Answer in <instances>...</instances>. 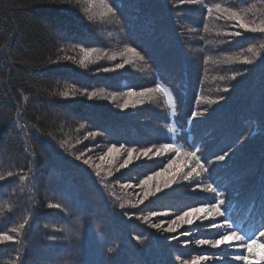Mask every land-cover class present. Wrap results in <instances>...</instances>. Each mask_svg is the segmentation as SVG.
<instances>
[{"label": "trees", "instance_id": "obj_1", "mask_svg": "<svg viewBox=\"0 0 264 264\" xmlns=\"http://www.w3.org/2000/svg\"><path fill=\"white\" fill-rule=\"evenodd\" d=\"M254 28L264 0H0V264H264Z\"/></svg>", "mask_w": 264, "mask_h": 264}, {"label": "snow or ice", "instance_id": "obj_2", "mask_svg": "<svg viewBox=\"0 0 264 264\" xmlns=\"http://www.w3.org/2000/svg\"><path fill=\"white\" fill-rule=\"evenodd\" d=\"M242 27H247V25H241ZM252 31H260V32H264V28H259V29H252ZM133 51H134V49H133ZM160 91H163V89H159ZM149 91H152V89H149ZM142 94V93H141ZM127 105H125V107H126ZM165 150H167V148H165ZM112 151H115V149H110L109 150V152L111 153ZM179 151V150H178ZM185 155H195V153H185ZM219 159L220 160H223L224 159V157L223 156H220L219 157ZM88 161H85V163H87ZM125 163H127V161L125 162ZM170 167H171V165H170ZM145 195H147V193H145ZM190 215V214H189ZM174 226L176 225V224H173ZM155 227H157V228H159L160 227V225H155ZM168 230H171V229H168ZM0 239H5V240H11L12 239V237H10V236H0ZM237 239H242L239 235H237ZM212 243H214V242H209V244H212Z\"/></svg>", "mask_w": 264, "mask_h": 264}]
</instances>
